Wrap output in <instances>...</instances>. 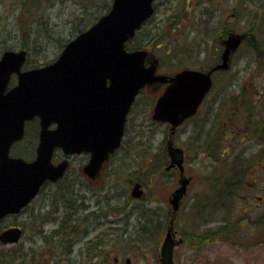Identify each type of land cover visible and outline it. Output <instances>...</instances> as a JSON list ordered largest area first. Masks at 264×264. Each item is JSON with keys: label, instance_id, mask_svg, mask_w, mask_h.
<instances>
[{"label": "rangeland", "instance_id": "obj_1", "mask_svg": "<svg viewBox=\"0 0 264 264\" xmlns=\"http://www.w3.org/2000/svg\"><path fill=\"white\" fill-rule=\"evenodd\" d=\"M101 1L102 0H97V2ZM161 1L164 2L165 0ZM205 1L206 0L201 2L199 0H188L186 2L188 7L186 12L188 16H193V18H195V16L197 17L207 9V6L202 3ZM249 1H252L256 6L254 13L252 10V12L248 14L250 9H252V7L249 6L248 0H212V5L208 11H213V9L215 11L220 10L221 18L223 20H229V27H231L233 31L235 30L242 34V40H244V34L246 33L247 28L255 30L256 32L259 28H261V30L264 28V21H260L262 18L264 19V5L259 6L258 4H262L263 0ZM82 2L83 0H48L45 5L40 7L42 13L40 22L46 24V27L43 26L39 28L36 36V34H34L35 31H28L27 34V31L18 30L20 26L16 23L14 3L9 0H0V53L7 47H11L12 49L23 48L27 51L26 56L28 58V63H42L55 59L61 49L59 42H64L67 39H70V37H73L75 35V30L85 28L94 23V15H92L95 12L94 9L89 8L87 4L81 6ZM36 4L37 2L35 0L33 2L34 8L36 7ZM195 4L197 5L194 6ZM245 7L246 9H244ZM159 8L161 11L157 13V19L160 17V12H162L163 9L161 8V5ZM247 8L249 9L248 12ZM232 13L236 15L233 16ZM90 16L91 18L86 19V17ZM253 19L256 21L255 27H259L258 29L251 28ZM156 24L158 23L155 22V25ZM187 31L189 32L190 29H187L186 25L180 28V32ZM261 33L262 31L259 34ZM218 35L216 34L214 37L212 35L207 46L203 45L202 49L205 50L204 52L206 53L204 59H201L200 56H188L189 53L184 50V45L179 41H177V48L173 52L178 54L180 59L176 58L175 55H165L162 50L156 49L153 45H148L147 47L153 50L151 53L152 56L159 59V62L161 63L160 70H163V72L170 69L171 66L174 67V65L178 64L180 61L181 66L177 67L180 69H192L193 67L208 69L215 64L216 57L218 56L217 41L219 39L222 41V38L224 37L223 33H219ZM21 36H26L28 46L25 47L22 45L24 40L20 39ZM143 36L144 33H140L136 39H133L134 45L140 43L137 40H142ZM170 38L167 43L172 41ZM38 42H41L40 45L44 46V50L40 53L37 52L38 46H36V48L30 47V44H36ZM193 44L198 45L199 43ZM231 60L230 72L227 74H219V76L226 74L231 83L233 80L237 83L233 84L231 88H222V91H230L231 94H233V97L237 96L238 99L242 98L244 103L252 102L254 100L253 95L256 96V94L264 88V78L262 77V74L264 75V64L256 65L253 62L244 43L240 45ZM218 79L220 78L218 77ZM220 89L221 88H218V92ZM161 90L162 88H155L150 85L146 90L139 93L127 116L126 149H122L118 156L109 159L106 166L104 168L101 166V169L97 173V175L99 174L102 177L100 179L102 180L100 182L102 183L101 188H105L108 192H101L95 194L91 198H85L84 203L93 200L100 201L105 207L103 210L107 211V217H103L104 221L107 222V219L109 221L119 220L123 215H113L111 213L112 210H108V202L100 199L102 194H105L107 198H110L113 191L116 190L115 193L120 196L118 197L115 194L114 204H116V202L117 204H121V202L129 200V207L134 206L141 210V207L143 206L142 204L148 202V205L151 207V215H148L143 221L152 229L153 227L151 226H153L155 220H158V217H160L164 220L162 223H165V228L159 229V232L156 229H153L155 235L153 236V234L150 233L151 236L149 239L140 235L142 239L145 238V243L141 246L142 250L140 252H137V250L133 251V248L127 249L124 246L122 248L119 247V245H117L116 248H112L108 241H104L103 243L107 244L105 247L101 246L98 251L95 253L90 252L89 255L79 253L75 259L73 252L69 248L65 250L62 246H55L53 244L50 248L55 246L53 249V256L56 258L52 264H77V262L80 263L79 261L82 256V261H85V264H90V255L99 256V258L96 257L95 264H158V258L160 255L158 245H160L162 238L166 235L169 224H174L173 227L176 231L175 238L183 237V239L186 238L187 241L186 243L179 242V244L175 245L173 248V264H264V223L260 224L254 221L255 217L259 216V214H264V152L261 156L262 148L264 146V136L262 137L258 133L260 124L254 119L255 114H259V112L261 113L264 110L261 103H259V101L256 102L255 104H257V106H252V111L248 112V115L250 116L248 122L249 128L248 130L246 128V130L250 133L251 138L243 139L238 145H233V142L231 141L225 143V139H229V135L221 132L224 143L222 145L224 146L220 147L229 154L220 156L217 160L218 162L215 161V159L212 160V155L209 154V152L201 151L195 157H193L194 154L192 151L188 150L185 152V169L183 173H185L186 176L188 175V179H190L189 176L192 175V177L187 186V193L179 202L177 210L173 213L172 207L168 202L169 194L179 186L178 182L182 172L176 167L166 169L165 166L158 165L153 171L140 175V178H145L146 181L139 182L137 180L134 181V171L131 168V166L134 165L133 163H136L142 155L159 146V140L163 137L164 131H166V128L169 126L167 122H160L150 118L153 109L152 105L161 94ZM213 95L214 92L212 96ZM244 103L240 101L235 102L231 108H228V110L223 113L224 115H226L228 111L231 114L233 113V121L235 125L240 123L242 114L245 113V109L243 108V106H245ZM192 122V120H186L182 125L177 127L178 130L175 132L173 138V140H176L177 144H181L185 141L187 132L193 129ZM196 123L194 122L195 126L197 125ZM141 132L143 135L139 134ZM145 134H147L148 138L144 136ZM237 135L239 134L233 133V136L237 137ZM25 146H27V144H15L12 148V152L19 153V151L22 152L29 150L28 152L25 151L27 152V155H24L25 158H28L30 157V149ZM208 149L211 150V147ZM257 149L259 150L256 155L257 157L254 158V160V152ZM158 162L157 159L156 163ZM74 164L79 165L80 161L75 160ZM213 168H219L220 174L213 170ZM73 170L75 171V167ZM240 171L241 173H239ZM237 176L241 179L228 185V182L226 181L231 177ZM78 177L80 178V176H76V178ZM72 180L73 178L68 179V181ZM135 182H137L142 188V196L138 198L130 197V191L134 187L133 185ZM65 184L71 186L70 182ZM46 187L48 194L53 186L48 185ZM62 188L63 185L57 187L58 190H62ZM51 191L54 190L52 189ZM246 197L247 200L245 199ZM47 199L48 196L45 198L44 203ZM210 203L212 205L215 204L216 206L210 208L211 211L207 215L209 220L198 227L197 223L203 222L202 218L199 217V211L204 210L205 207L208 208V204ZM43 204L41 201H35L34 203V205L40 206H43ZM243 204H249L252 206L251 210L245 212V216L242 215L243 213L241 214L243 209L241 206ZM249 205L246 207H249ZM45 211L37 212L34 210L33 212L27 213L29 214L28 216H32L31 220L35 218L34 222L49 226V230L51 228L54 237L56 235V237L67 235L68 233L78 234L76 233L78 232L77 229H71L72 232L69 230L74 224L72 221L67 223L61 222V217L64 216L63 214L55 215L50 211ZM145 212L146 211L141 210V213L144 214ZM34 215H36V217H34ZM20 217L19 221H17V219L16 221L25 229L24 223L28 222L24 220V213H22ZM52 217L58 219L52 220ZM67 218L68 216L66 215L65 219L67 220ZM7 221H14V219ZM51 221H56V228L52 227ZM218 221H227L226 223H228L226 230L222 231L219 234V237L214 236L212 239L208 240L205 236L201 235V233L206 230L205 228L211 229L216 227ZM111 224L115 223L111 222L110 225ZM75 226L77 228L76 224H74V227ZM193 226L195 232L189 234V236H193L196 239L194 242H192L187 236ZM2 227L3 226H0V229ZM30 232L31 230H28L17 244H9L6 246L1 245L0 251H2V254L8 252V250L12 248H17L19 251H17L16 254H20L18 244L23 245V248L27 251L26 240L31 239L29 235ZM261 232L263 233L262 235L259 234ZM56 237L54 239L48 238L46 246L37 238L35 245L47 248V246L53 241L55 243ZM57 249H59V251H57ZM111 253L113 255H110ZM122 253L128 254L124 255ZM116 255L122 256L119 263H117ZM63 256L66 258L65 260L63 259ZM107 258L108 260L106 261ZM127 258H129L128 261L125 260ZM0 264L8 263L1 261ZM9 264L24 263L21 262V259H15ZM91 264H93L92 261Z\"/></svg>", "mask_w": 264, "mask_h": 264}, {"label": "water", "instance_id": "obj_2", "mask_svg": "<svg viewBox=\"0 0 264 264\" xmlns=\"http://www.w3.org/2000/svg\"><path fill=\"white\" fill-rule=\"evenodd\" d=\"M152 1L113 0L109 11L71 39L48 65L21 69L27 60L23 48L0 54V218L28 204L44 180L54 181L63 174L65 162L50 164L49 155L56 145L72 152L88 150L91 158L84 171L94 178L108 153L119 146L129 107L144 85L168 82L153 105L152 119L174 128L193 114L210 86V72L184 68L171 77L155 74L156 60L145 66V50H125L124 42L151 15ZM242 37L237 32L225 37L220 62L211 70L226 69L229 53ZM13 73H17V84L7 89ZM35 116L42 126L37 158L28 162L10 156L11 144L22 137L24 122ZM52 122L57 127L48 130ZM167 152L170 166L182 172L183 151L169 146ZM179 181L176 194L169 199L174 211L189 179ZM133 186L132 195L139 197V184ZM167 229V241L160 248L161 264H173L172 225ZM20 235L19 227H9L0 233V241L13 243Z\"/></svg>", "mask_w": 264, "mask_h": 264}, {"label": "bare ground", "instance_id": "obj_3", "mask_svg": "<svg viewBox=\"0 0 264 264\" xmlns=\"http://www.w3.org/2000/svg\"><path fill=\"white\" fill-rule=\"evenodd\" d=\"M258 4L259 6H261L260 3ZM204 5L207 6V9H205L200 15V19H199L198 25L195 28V30H192L189 32L188 31L181 32L177 35V40L180 43H182L185 47L184 50L187 53H190L192 51L191 57L200 56L201 59H204L206 56L205 55L206 53L204 52L205 50H203L202 47L203 45L207 46V43L208 41L211 40L210 38L212 35L214 37L216 34L218 35L219 33L223 32L224 37H225L231 32L236 33L235 30L233 31V29L229 27L230 25L229 20L227 19L223 20L221 18L220 10L215 11L213 9V11L212 10L208 11L210 6L212 5V0H206L204 2ZM249 6H251L252 9H250V11L248 12L249 9L247 8L248 14H250L252 10L254 13L256 9L255 4L249 3ZM246 7L244 9H246ZM232 15L235 16L236 14L232 13ZM260 21H264V19L262 18ZM251 26L252 27L256 26V21L254 19L252 21ZM248 31L250 32L252 30H248ZM248 31H247V35L246 33L244 34L245 39L242 40L239 43V45H237L235 50L229 53L228 66L226 67V69H215V70H211V68L206 69L205 72H210V86L205 91L204 98L199 103H197L195 110L193 114L191 115L192 121H193L192 122L193 129L187 132L185 141L182 142L181 144H177L176 140L175 139L173 140L175 132L178 129H177V126L172 128V124L169 123L168 128H166V131H164L163 133V137L159 140L160 141L159 146L155 147L152 151H149L146 154L142 155L141 159H139L136 163H133L134 165L131 166V168L134 171L133 173L134 181L135 180L139 182L146 181L145 178H140V175L147 174L150 171H153V169L156 168L158 166L157 164H159L160 162L164 163L162 164L163 167L165 166L166 169H169L171 167L169 163L170 155L167 152V148L169 146H172L173 148L175 147V149L182 150L183 152H186L188 150L192 151L194 154L193 156L195 157L201 151L205 152V149H208L209 147L216 149L219 147L220 144H224L221 132L229 135V139L226 138L225 143L226 142L229 143L231 141L233 142L232 143L233 145H238V143H241L243 139L251 138L250 133L247 131L249 128L248 122L250 118V116L248 115V112L252 111V106H257V104L255 103L258 101L259 103H261L264 109V88L261 91H259V93L256 94L257 98L255 95H253L254 100L252 102L244 103V100L242 98L238 99L237 96L233 97V94H231L230 91H227V92L222 91V88L224 87L231 88L232 85L237 82L233 80L234 82L232 81L231 83L227 75L219 76V74H223L224 72H226V74L230 72L231 61H232L231 58L237 52L238 48L240 47L242 43L245 44V47L248 50V54L253 60V57L250 54H256V52L255 50L249 47V44L246 43V39L250 38ZM261 31L262 33L259 34ZM253 32H254L252 34L254 38L253 43H257L256 44L257 48H264V28L263 30L259 28L257 32L253 30ZM79 35L80 33H75V35L71 37V39H74L78 37ZM27 43H28V40L26 41L24 40V46ZM193 43H199V44L195 45ZM40 44L41 42L36 43V44H30V47L36 48V46H38L37 52L40 53L44 50V46H41ZM8 48L13 51L16 50V48L15 49L14 48L12 49L11 47H8ZM224 48H225V45L223 43V40L222 41L218 40L217 50H219L222 53L224 51ZM49 61H46V62H49ZM253 62L255 63L254 60ZM218 77L220 79H218ZM262 77L264 78L263 74H262ZM218 88H221L219 92H218ZM213 92H214V95L212 96ZM238 101L243 102L245 104V106H243V108L245 109V113L242 114L240 123H238V125H235L233 121L234 120L233 113L231 114L229 111L227 112L226 115H224L223 113L224 111L228 110V108H231V106H233V104ZM263 113H264V110L261 113L259 112V114L258 113L255 114L254 116L255 121L259 123L261 126V127L259 126L258 133L262 137L264 136V114ZM194 122L195 123L197 122L196 126L194 125ZM67 133L68 132L66 131V134ZM233 133H236V134L238 133L239 135L235 137L233 136ZM139 134L143 135L142 132ZM144 136L148 138L147 134H145ZM263 144H264V139H263ZM186 147H187V150H186ZM258 150L259 149H257L254 152L253 159L257 157L256 155L258 153ZM263 152H264V146L262 148L261 156L263 155ZM158 157H161V160L159 163H156ZM183 169H184V166H183ZM182 177H184V175H181L180 178ZM80 178L79 179L73 178L72 182H70L71 186L69 187L71 190L68 192V196L66 198L67 202L65 204V206L66 205L68 206L65 209L76 208L75 211L79 210L76 217L72 218L73 222H75L77 225L78 232L76 233L78 234L68 233L67 235L58 236L55 239L56 240L55 243L53 241L49 246H47V248L39 247L38 245H35L37 238L39 241H41V243H43L46 246V241L48 240V238H53L54 236L52 232L49 230V226H46V225L36 226L30 232L31 239L26 240L27 251L23 248V245L18 244L20 251L23 254H25V256L23 257L24 261L22 260L24 264L26 263L27 264H52L54 263L56 257L53 256V252H54L53 249L56 245H60L63 248H65L66 246L70 247V250L74 253L75 256H77V254L79 253L81 254H86L89 252L95 253L101 248V246H103L104 244L105 246L107 245L106 243H103L104 241H108V243H110L111 246L119 245V247L123 248L124 246L125 248L128 249L130 247H128L127 244L128 243L134 244V242H132L133 241L132 238L136 234L137 235L143 234L146 231H152L153 229H156L158 231L159 229L165 228L166 226L165 223H162L164 220H162L160 217H158V220H155V223H153V226H151L153 227L152 229L141 218V210L142 211L151 210V207L148 205L149 204L148 202H144V204H142L143 206L141 207L142 208L141 210H139L138 208L134 206L129 207V204H128L129 200H126L125 202H121V204H117V202L116 204H114L115 203L114 196L116 194L115 193L116 190L113 191L110 198H107L105 194H102L100 196V199L102 201L105 200L106 202L109 203V206L112 207L111 213L113 215H123L122 218H120L119 220H110V221L107 219L108 223L104 220L103 221L100 220V222H95L91 214L85 213V210H87V207L82 206L83 203L85 202L84 199L91 198L95 194H99L101 192L106 193L108 192V190H105V188H101L102 183L100 182L102 180H100L99 183H92L86 180L84 175H81ZM234 181H237V180H233L232 183ZM179 186H177L176 189ZM176 189L171 191V193L169 194V199L174 197L173 195ZM132 190L130 191V197L132 196ZM236 193H237V190H236ZM116 196L119 197L120 195L116 194ZM141 196H142V193L140 194V197ZM245 199L247 200V197ZM247 205L249 204H243L241 206L243 207L242 212H241V214L243 213L242 214L243 216H245V212L247 210H251L252 206L249 205V207H246ZM215 206H216L215 204L212 205L210 203L208 204L209 209L207 207H205L204 210L199 209L201 210L199 211V217L202 218L203 222L197 223L198 227H200L201 224L203 225L205 222H207V220H209L207 218V215L211 211L210 208H213ZM134 212H135V215H134ZM202 214H203V217H202ZM111 222L115 224L110 225ZM226 222L227 221H222V222L218 221L216 227L211 228V229L205 228L206 230L203 233H201V235L206 237L207 235L214 234V236L219 237V234L222 231H225L227 228ZM71 229L72 228L70 227L69 229L70 232H72ZM194 232H195V228L193 226L192 230H190L187 234L188 238H190L192 242H194V239H193L194 237L189 236V234H193ZM150 236L151 234L149 232L145 233L146 238L149 239ZM166 241H167L166 235H164V237L162 238V242L160 243V245H158V250H160L161 246L165 244ZM53 244L55 246L53 248H50L53 246ZM113 248H116V246H114ZM57 251H59V249H57ZM122 254L126 255L128 253H122ZM110 255H113V254L111 253ZM95 257L99 258V256H95ZM108 258L106 259V261L108 260ZM121 259H122L121 255H116L117 263H119ZM125 260L128 261L129 258ZM158 264H161V263L158 262Z\"/></svg>", "mask_w": 264, "mask_h": 264}, {"label": "trees", "instance_id": "obj_4", "mask_svg": "<svg viewBox=\"0 0 264 264\" xmlns=\"http://www.w3.org/2000/svg\"><path fill=\"white\" fill-rule=\"evenodd\" d=\"M11 2L14 3V9H15V17H16V23L20 26L18 28V30H22V31H35L34 34L37 33V31H39V28L41 27H46V24L41 23V18H42V13H41V9L40 7L42 5H45L47 3L48 0H36L37 4L36 7L34 8L33 6V2L35 0H9ZM110 1V3H109ZM112 0H102L101 2H97V0H83L82 2V6H85L87 4V6L91 9H94V19L100 17L103 13L107 12L110 4H111ZM188 0H167L166 3L163 6V11L160 12V17L158 18V20L156 19L154 22H147V24L143 27L142 29V33H144V36L141 40V44L137 45V46H142L145 48H148V45H153L156 49H160L162 50V52H164L165 55H175L176 58H179V55L176 54L175 52H173L177 47L176 45H178V40H177V35L180 32V28L183 27L184 25H186L187 29H190V31L195 30V28L198 25L199 19H200V15H198L197 17L195 16V18L189 17L187 14V5L186 2ZM200 2L203 0H199ZM172 3V4H171ZM204 4V2H202ZM248 3H253L252 1H248ZM158 4V2H157ZM156 4V5H157ZM197 4H195L194 6H196ZM264 5V0L262 1V4ZM83 9V7H82ZM90 9V10H91ZM157 9V8H156ZM170 10V11H169ZM90 17H86V19H89ZM84 19V18H83ZM157 21L158 24L155 25V22ZM22 27V28H21ZM251 28H256L258 29L259 27H251ZM251 30L249 28H247L246 30V35H247V31ZM223 33V32H222ZM250 38L246 39V43L249 44V47L252 48L253 50H255L256 54H250L253 57V60L255 61L256 65L258 64H264V48H257V43H253V30L252 31H248ZM37 36V34H36ZM252 36V37H251ZM171 37V38H170ZM31 38V37H30ZM170 40H172L170 43H167ZM20 39L26 40V36H21ZM22 40V41H23ZM23 46H24V42H22ZM39 43V42H38ZM35 44V43H34ZM254 44V45H253ZM28 46V43L25 45V47ZM173 46V48H172ZM8 48V47H7ZM207 48V47H205ZM150 51H153L152 49L148 48ZM154 49V48H153ZM192 51L189 53L188 56H191ZM216 53V50H215ZM217 59V57H216ZM181 64V61L178 64H175L174 67L171 66L170 69H167L165 72L170 74L171 72L178 70L180 68H177ZM199 69H201L202 67H198ZM226 73V72H224ZM226 75V74H225ZM220 146H224L222 144L219 145L218 148L214 149L211 147L210 149H205V152H209V154L212 155V160L215 159V161H217L219 159L220 156L225 155V154H229L227 151L223 150L222 147ZM207 150V151H206ZM139 151V150H138ZM141 159V158H140ZM161 157H158V161L160 162ZM158 162V163H159ZM218 162V161H217ZM164 163H159L157 165H162ZM217 166V165H216ZM213 170H215L216 172H219V168H213ZM241 173V171L239 172ZM213 178V177H212ZM240 177H231L229 178L226 182H228L229 184H232L233 180H240ZM214 181V179H213ZM236 182V181H234ZM233 182V183H234ZM53 189V188H52ZM51 189V190H52ZM44 197L45 198L48 196V199L45 201V204H49V205H65L67 200V196H68V192L71 190L68 184L63 185L62 190H58V189H53L54 191H51ZM48 192V191H46ZM108 204V210H111V206H109ZM148 215H151L150 210L147 211L143 214L141 213V218L144 219L146 217H148ZM255 222L263 224L264 223V214H259V216L255 217ZM228 224V223H226ZM149 226V225H148ZM73 227V226H71ZM150 227V226H149ZM149 233H152L153 236L155 235L153 230L152 231H146ZM145 232V233H146ZM145 233L143 234H136L132 239L134 242V244H130L128 243L127 246L130 248H133V251L137 250V252H140L141 246L144 245L145 243V238L142 239L140 237V235L145 236ZM260 235H262L263 233H259ZM131 237V236H129ZM193 237V236H192ZM212 237H214V234L212 235H207L206 238L212 239ZM194 240H196L195 238H193ZM117 246V245H114ZM112 246V248L114 247ZM19 251L17 250V248H12L10 250H8V252L2 254V251H0V263L1 261H3L4 263H11L13 262L15 259L20 260L21 262L23 260V257L25 256V254H23L20 251V254H16V252ZM24 261V260H23Z\"/></svg>", "mask_w": 264, "mask_h": 264}, {"label": "flooded vegetation", "instance_id": "obj_5", "mask_svg": "<svg viewBox=\"0 0 264 264\" xmlns=\"http://www.w3.org/2000/svg\"><path fill=\"white\" fill-rule=\"evenodd\" d=\"M82 30L83 29H81V31ZM81 31H78L77 33L81 32ZM70 39H71V37H70ZM70 39H67L64 42L63 41L59 42V46H61V49H60L59 53L56 55V58L60 54L61 50L69 42ZM54 60L55 59H52L49 62H52ZM49 62H42V63H39V62L38 63H28L27 62L26 65L22 66V69H27V68H33V67L47 65V64H49ZM159 66H160V63H158V67H157L156 73H162L163 72L162 70H160ZM16 80H17V73L16 74H12L11 75L12 86H14L17 83ZM166 84L167 83H163V84L155 83V84H153L151 86H154L155 88H160V89L162 88V90H163L166 87ZM65 112H66V109H65ZM76 117L78 118L79 116L76 115ZM98 117H99V113H98ZM67 118H68V116H67V112H66V119ZM188 120H192V117H190ZM39 123H40V120H39L38 117H33L32 119H29V121H25V123H24L25 126H24V131H23L22 137L19 140H17L16 142H14L13 145H12V147H13L15 144H17V145H19L21 143L22 144H27V146H25V147H29V149H30V157L25 158V156L27 155V152L29 150H25L27 152H25V151L20 152L19 151L18 154H12L11 153V156L15 155V156H18V157H23V158H25L26 160H29V161H31L32 159L36 158V156L38 154V147H39L38 145H39L40 140H41L40 133H41V129H42V126ZM56 127H57V124L52 123L51 125L48 126V129L52 130V129L56 128ZM29 137H31V138H29ZM126 138H127V135H125L123 137V139L121 140V145L119 146V148L115 149L112 153H109L110 155H109L108 160L103 164L104 167L106 166V163H108L109 159L114 158L115 156H118L119 152L122 149H126V144H125L126 142L124 141V140H126ZM69 139L70 138H67V140H69ZM49 157H50L51 165L56 166L58 164H61V163L65 162V167L66 168H65V171L62 174V176L60 178H58L57 180H55L54 182H52L50 180H47V179H46V181L43 182L41 191L39 192V194L37 196L40 199L39 201H42L44 199V197L46 196V193H47L46 192V189H47L46 186H48V185L53 186V189L54 188L57 189L58 186H62V185H64L67 182H72V181H68V179H72V177L76 178V176H81V175H84L85 179L90 181V182H92V183H97L102 178L101 175H99V174L98 175L96 174L94 176V178H92V177H89L88 174H86L84 172V167H85L86 163L89 161V159L91 158L90 152L88 150H82L81 152L71 153L69 149L65 150L62 146L61 147L60 146H54ZM75 160H79L80 164L79 165L74 164ZM71 166L73 168L75 167V171L73 170V168ZM172 168H174V167H172ZM184 169L182 171V174H184L185 177H187L188 175L186 176V174L183 173ZM182 174H180V177H181ZM191 177H192V175L189 176L190 179H191ZM78 179H79V177H78ZM82 206L87 207V210H85V213L91 214L92 218H93V220L95 222H100V220L103 221L104 220L103 217L106 216V214H107L106 213L107 211L103 210V208H105V207L101 204L100 201H97V200L88 201V203H83ZM66 207H68V206L67 205L65 206L63 204L62 205H58V204H55V205L43 204V206L34 205L33 207H25V208H23L24 220L26 222L31 221L32 216H28L29 214L27 212H33L34 210L37 211V212H39V211L44 212L45 210H47V212L50 211V212H52V214H55V215L63 214L64 216L61 217V222L62 223H67V222H71V221L73 222L72 218L76 217V215L78 214V211H75V208L65 209ZM66 215L68 216L67 220L65 219ZM20 216H21V212L16 213V214H7V215H5L1 219L2 226H3L2 229H5V228L10 227V226H19V227H21L22 235L24 236V234L27 232L28 229L33 230L36 226L41 225V224H38L37 222L25 223V232H24L23 227L19 224V222H17L21 218ZM11 219H14V222L7 221V220H11ZM16 219H17V221H16ZM51 219L52 220H57L58 218L52 217ZM55 222L56 221H54V222L51 221L53 228H56V226H57V225H55ZM58 222H60V221H58ZM73 223L76 224L75 222H73ZM27 224H28V227H26ZM74 224L72 225L73 226L72 229L76 230L77 228H76V226L74 227ZM50 231H52L51 228H50ZM29 235H31V233H29ZM55 237H53V239ZM103 246L105 247V244ZM68 248L70 249V247L66 246L64 249L67 250ZM89 254H90V252L86 253L84 255H89ZM73 255H74V253H73ZM90 256H89L90 257L89 263L91 264V261H92V263L95 264L96 257L94 255H90ZM63 259L65 260L66 258L63 256ZM75 259H76V256H75ZM82 259H83V256L81 257V259L79 261L80 263H78L77 260H76L77 264H82V263L85 264V261H82Z\"/></svg>", "mask_w": 264, "mask_h": 264}]
</instances>
